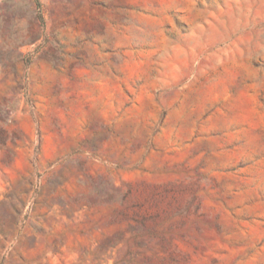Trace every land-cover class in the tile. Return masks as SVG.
<instances>
[{
  "label": "rangeland",
  "instance_id": "rangeland-1",
  "mask_svg": "<svg viewBox=\"0 0 264 264\" xmlns=\"http://www.w3.org/2000/svg\"><path fill=\"white\" fill-rule=\"evenodd\" d=\"M0 264H264V0H0Z\"/></svg>",
  "mask_w": 264,
  "mask_h": 264
}]
</instances>
